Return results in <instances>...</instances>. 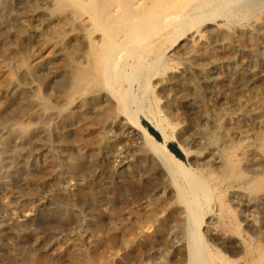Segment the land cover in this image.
Instances as JSON below:
<instances>
[{
  "label": "rangeland",
  "instance_id": "obj_1",
  "mask_svg": "<svg viewBox=\"0 0 264 264\" xmlns=\"http://www.w3.org/2000/svg\"><path fill=\"white\" fill-rule=\"evenodd\" d=\"M228 6L156 37L161 61L146 48L120 55L125 112L113 102L95 124L114 95L74 83L101 51L89 13L0 0V264H264V0ZM130 119L152 139L126 140ZM188 179L208 184L199 208ZM197 214L201 240L188 231Z\"/></svg>",
  "mask_w": 264,
  "mask_h": 264
},
{
  "label": "bare ground",
  "instance_id": "obj_2",
  "mask_svg": "<svg viewBox=\"0 0 264 264\" xmlns=\"http://www.w3.org/2000/svg\"><path fill=\"white\" fill-rule=\"evenodd\" d=\"M70 1H74L75 4H77L79 8H81L84 11V13L86 12L89 13L88 15L91 17V19H93L94 23L93 22L92 23L94 24L96 29L98 28L103 33V36L98 38L97 40V47L100 48L101 50L100 54L98 53L99 57L98 55H96L97 58L95 57L96 59H94L95 60L94 62L90 60V68L89 69L87 68V70L86 69L80 70L76 79H74V83L78 89L83 88L87 82L93 81L96 84H101L102 88L109 89L108 91H111V93L110 92L109 93L111 95L112 94L114 95V98L116 100L114 98H109V99L107 98L108 99V100L106 99L107 104L100 106L99 109H97L96 116L92 118L93 123L98 124V123H102L107 116L113 113L112 111H114L116 105L121 112H125L121 104L122 101L120 100L122 95L119 94L120 92H118V90L117 91L115 90L117 89V87L115 88V83L117 82L115 72L118 73L117 68L120 65L118 64V62H120L118 57L120 55L128 56V58L129 57L132 58V56H134L135 53L142 48L148 49V53H147L148 55L151 52L157 54L156 49L158 47L156 45V37L162 38L170 33H173L174 31H176L179 25L182 22H184L187 18L188 19L192 18L193 20H195V22L198 21L201 22L202 19L205 20L206 17H208L209 15L212 16L213 13H217L219 11L220 12L225 11L229 7L228 5L232 3L234 0H152L153 4L151 5L144 4L138 9H136L135 7H130L129 0H115L118 3L121 2L122 5L126 7V8H122L123 16L114 14L112 10L110 13V15L112 16L106 19L98 12L99 9L101 8V5L107 4V1L109 0H89V2L90 1L92 2L91 3L92 5L90 6H88L84 0H70ZM187 26L188 25H186V27ZM95 27L92 29H95ZM162 58H163V54L160 55L157 54L158 60L161 61ZM94 66L96 67L94 68ZM114 75H115V79H114ZM113 102H115L116 105H113ZM153 106L155 105L153 104ZM157 109L155 110L156 112ZM160 113L162 112H159L157 118L160 116L161 121H164L167 127L169 126L170 128L171 127L173 128L175 126L173 125L174 124L173 120L164 117V115H161ZM130 121L132 122L131 119ZM134 123L136 125V129H133L132 127L128 126L125 133L123 132L124 133L123 137L126 140H131L136 136L139 137L141 132L147 135L150 139H152L148 130L144 126H141L140 124H136V121ZM134 123L132 122V124ZM159 127H160L159 131L162 137V144L164 146L165 152L173 159H175L177 162H181L179 157L175 153H173L168 147V143L170 141V138L172 137L171 136L172 130H171V134L170 132L168 134L165 128L162 127L161 124L159 125ZM121 162L125 163L126 160L122 159ZM188 181L190 182V186L191 184L193 186L195 184L198 186V188L196 189L194 188L192 190L193 195L191 198L195 203L196 207L199 208L203 196L201 195V193H199L198 189H201L200 191L205 192V188L208 184H206L205 182H202L201 184L196 179H188ZM203 183H205L206 186H203L204 185ZM259 187L262 190L264 189V179L260 181ZM135 190H137V188ZM255 196L257 195L255 194ZM200 221H201V216L199 214L189 218L188 225L191 227V230L188 231L191 234H193L194 237H196L197 239H199L198 225ZM254 262H255L254 258L251 257L249 264H254Z\"/></svg>",
  "mask_w": 264,
  "mask_h": 264
},
{
  "label": "trees",
  "instance_id": "obj_3",
  "mask_svg": "<svg viewBox=\"0 0 264 264\" xmlns=\"http://www.w3.org/2000/svg\"><path fill=\"white\" fill-rule=\"evenodd\" d=\"M145 124H146V123H145ZM146 125L148 126V128L150 129V131H151L154 135H156V136L158 137V133H157V131L154 130L150 125H148V124H146ZM171 149H172V151H173L175 154H177V156L183 158V154H182L178 149L172 147V145H171Z\"/></svg>",
  "mask_w": 264,
  "mask_h": 264
}]
</instances>
